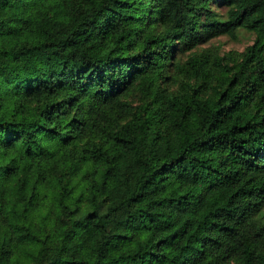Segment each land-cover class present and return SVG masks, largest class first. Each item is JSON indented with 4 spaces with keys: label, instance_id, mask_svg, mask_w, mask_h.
<instances>
[{
    "label": "trees",
    "instance_id": "16d2710c",
    "mask_svg": "<svg viewBox=\"0 0 264 264\" xmlns=\"http://www.w3.org/2000/svg\"><path fill=\"white\" fill-rule=\"evenodd\" d=\"M211 1L0 0V264H264V0Z\"/></svg>",
    "mask_w": 264,
    "mask_h": 264
},
{
    "label": "rangeland",
    "instance_id": "374dc122",
    "mask_svg": "<svg viewBox=\"0 0 264 264\" xmlns=\"http://www.w3.org/2000/svg\"><path fill=\"white\" fill-rule=\"evenodd\" d=\"M207 7L218 17H224L226 6L221 3L220 0H212L209 2ZM253 36V31L242 25H238L233 36L227 33H220L208 38H202L190 50H183L182 48H179L175 55L177 58L182 59L189 51L200 50L202 48L216 49L220 54L228 51L238 52L242 50L246 44L252 41ZM125 96L132 103L136 101L135 93L129 92Z\"/></svg>",
    "mask_w": 264,
    "mask_h": 264
}]
</instances>
